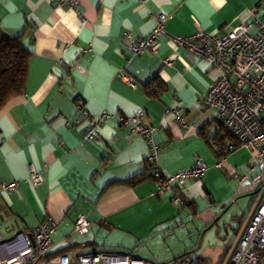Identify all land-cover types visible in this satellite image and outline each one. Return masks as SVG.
Masks as SVG:
<instances>
[{"label": "crops", "instance_id": "obj_1", "mask_svg": "<svg viewBox=\"0 0 264 264\" xmlns=\"http://www.w3.org/2000/svg\"><path fill=\"white\" fill-rule=\"evenodd\" d=\"M253 14L264 24V0H82L80 13L57 8L56 0H0V29L23 36L31 54L25 94L0 112V183H19L0 197L2 238L53 224L52 254L138 259L146 244L166 238L190 216L206 237L214 227L219 239L237 233L227 256L218 257L226 264L264 190V159L228 139L236 150L218 166L210 139L225 130L202 101L222 73L171 38L225 37L251 24ZM160 16L166 20L155 51L132 55L124 33L147 38ZM179 109H185L184 124L176 119ZM103 114L110 118L97 139L85 141L92 120ZM132 117L154 129L151 142L121 124ZM152 147L162 180L193 168L199 158L208 171L185 189L158 194L149 170ZM32 169L42 178L37 188L27 182ZM135 178L133 187L118 184ZM81 216L91 225L83 237L74 233Z\"/></svg>", "mask_w": 264, "mask_h": 264}, {"label": "built area", "instance_id": "obj_2", "mask_svg": "<svg viewBox=\"0 0 264 264\" xmlns=\"http://www.w3.org/2000/svg\"><path fill=\"white\" fill-rule=\"evenodd\" d=\"M81 1L56 0V7L80 13ZM139 1L143 3L146 0ZM252 19L251 24L241 23L225 37L198 33L186 38L174 37L171 41L221 71V77L210 87L202 107L217 113L226 133L242 149L264 159V24L256 14L252 15ZM165 20L163 16L158 17L155 31L141 40H135L128 32L124 33V43L132 55L142 57L155 51L158 38L164 34ZM67 51L66 47L64 52ZM171 64L170 60L164 61V65ZM128 82L131 83L130 80ZM175 115L177 121L184 124L185 109L177 110ZM109 118L108 114H103L92 120L84 133V140L97 139L103 122ZM121 124L129 127L133 134L151 142L154 129L146 126L142 118H122ZM157 150L152 147L149 164L153 168V177L159 182L158 194L185 189L190 181L203 179L208 171L205 162L199 158L193 168L162 180L156 168ZM221 160L218 161L219 167ZM236 179L244 181L240 176ZM27 182L37 188L41 186L42 178L32 169ZM18 188L19 183H0V197L16 192ZM173 202L180 204V198L175 196ZM90 226L89 221L81 216L74 224V233L83 237ZM56 231L55 225L42 224L8 239H3L0 232V264H146L130 256L97 252L81 253L74 257L62 255L50 260L48 257L55 248L52 238ZM81 248L85 250L86 244H81ZM226 264H264V190Z\"/></svg>", "mask_w": 264, "mask_h": 264}, {"label": "rangeland", "instance_id": "obj_3", "mask_svg": "<svg viewBox=\"0 0 264 264\" xmlns=\"http://www.w3.org/2000/svg\"><path fill=\"white\" fill-rule=\"evenodd\" d=\"M258 195L261 197L262 190ZM194 221L190 216H183L166 238H160L159 242V238H156L152 242L154 244H146L142 249V255H138V259L153 261L154 264H194L193 261L198 257L212 256V259L205 261V264H221L219 258L227 256L237 238V233L229 230V239L225 232L219 239L218 229L214 227L206 237V231L201 227V222ZM235 225L239 227V223ZM219 226L223 227V223ZM207 250L210 254L206 253Z\"/></svg>", "mask_w": 264, "mask_h": 264}, {"label": "trees", "instance_id": "obj_4", "mask_svg": "<svg viewBox=\"0 0 264 264\" xmlns=\"http://www.w3.org/2000/svg\"><path fill=\"white\" fill-rule=\"evenodd\" d=\"M30 56V52L28 51V49H26L23 44V36L11 37L0 29V112L12 100L21 97L25 94L28 73V61ZM157 82L158 78H154L150 85ZM224 133L225 135H220L219 138L210 139L213 140V145L211 146V142L210 146L212 147L218 160L226 159L234 150H236L235 146L229 147V145L225 143V141H227L228 139L231 142L235 140L230 135H228L226 131ZM220 137L224 138L220 139ZM206 141L210 142L209 139H206ZM231 148L233 149L231 150ZM152 169L153 168L150 166L149 170L151 171V177L155 179L153 177ZM138 183V178H135L118 184L133 187ZM113 185H117V183H114L111 186ZM187 207L193 209V204H188ZM65 254L66 253L64 252H59L58 254H51L48 259L51 260ZM193 263L205 264V260L201 257H198L193 261ZM146 264L154 263L148 262Z\"/></svg>", "mask_w": 264, "mask_h": 264}, {"label": "clouds", "instance_id": "obj_5", "mask_svg": "<svg viewBox=\"0 0 264 264\" xmlns=\"http://www.w3.org/2000/svg\"><path fill=\"white\" fill-rule=\"evenodd\" d=\"M139 260V259H138Z\"/></svg>", "mask_w": 264, "mask_h": 264}]
</instances>
